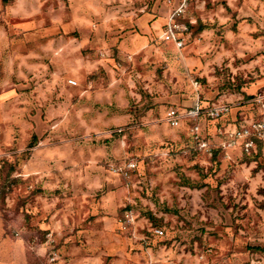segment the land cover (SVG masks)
Listing matches in <instances>:
<instances>
[{
	"label": "rangeland",
	"instance_id": "obj_1",
	"mask_svg": "<svg viewBox=\"0 0 264 264\" xmlns=\"http://www.w3.org/2000/svg\"><path fill=\"white\" fill-rule=\"evenodd\" d=\"M183 2L0 0V264L264 262V147L200 158L189 130L216 147L254 117L264 0H185L179 52ZM197 103L230 111L164 121Z\"/></svg>",
	"mask_w": 264,
	"mask_h": 264
},
{
	"label": "built area",
	"instance_id": "obj_2",
	"mask_svg": "<svg viewBox=\"0 0 264 264\" xmlns=\"http://www.w3.org/2000/svg\"><path fill=\"white\" fill-rule=\"evenodd\" d=\"M184 2L171 11L161 35L163 42L171 43L179 52L184 46L183 33L186 32V28L179 23V19L184 16L185 12L186 4ZM70 83L75 84L74 81H70ZM193 87L197 91L195 84ZM250 102L255 113L254 117L250 120H243L239 125L234 127L219 128L218 134L221 138L216 147L200 138L197 125L189 129L198 157L205 156L206 158H211L214 149L220 150L224 156H228V153L231 151H238L241 155H250L256 153L259 144L264 147V89L255 94ZM198 103L194 109L188 111L184 116L179 113L178 109L170 107L165 112L164 121L171 128L177 129L182 126L184 117H189L194 121L202 115L206 119L222 120L230 111L228 105L212 104L209 107L203 108ZM137 168V159L131 157L127 158L121 165H112L109 169L113 175L130 180L132 175L137 171ZM120 224L122 230H129L133 225L132 215L125 212L123 218L120 220ZM153 234L161 236L163 235V231L153 229Z\"/></svg>",
	"mask_w": 264,
	"mask_h": 264
},
{
	"label": "trees",
	"instance_id": "obj_3",
	"mask_svg": "<svg viewBox=\"0 0 264 264\" xmlns=\"http://www.w3.org/2000/svg\"><path fill=\"white\" fill-rule=\"evenodd\" d=\"M261 149H262V145L259 144V145H258V149H257V151H258V150H261ZM217 153L220 154V150H218V149H214V150H213V155H212V157H213L214 155H216ZM252 154H253V153H252ZM250 155H251V154H250Z\"/></svg>",
	"mask_w": 264,
	"mask_h": 264
},
{
	"label": "crops",
	"instance_id": "obj_4",
	"mask_svg": "<svg viewBox=\"0 0 264 264\" xmlns=\"http://www.w3.org/2000/svg\"><path fill=\"white\" fill-rule=\"evenodd\" d=\"M261 264H264V262H263V263H261Z\"/></svg>",
	"mask_w": 264,
	"mask_h": 264
}]
</instances>
